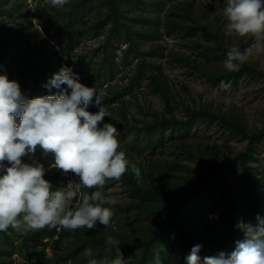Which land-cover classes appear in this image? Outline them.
Segmentation results:
<instances>
[{"label":"trees","instance_id":"1","mask_svg":"<svg viewBox=\"0 0 264 264\" xmlns=\"http://www.w3.org/2000/svg\"><path fill=\"white\" fill-rule=\"evenodd\" d=\"M28 1L0 0V72L6 73L10 80H17L22 92L31 98L46 94L42 85L67 65L81 76L84 85L95 86L99 94L105 90L106 96L100 94L102 106L111 110L117 104H124L129 91L146 80L152 93L163 98L166 111L153 120L136 122H130L126 114L121 122L112 116L105 117L104 122H112L116 127H122L124 123L125 133L134 135L133 147L120 146L118 152L124 154L131 166L141 169L134 160L135 155H141L146 149L155 152L163 147L167 132L171 131L172 140L187 145L186 152L202 165L198 171L199 181L192 187L179 185L173 172L159 166L146 176L149 179L147 186L142 184L143 176L140 182L130 175L118 182L123 183L132 200L126 210L136 209L148 218L161 220L157 228L151 227L144 237L119 241L118 251L123 258H131L133 264H184V258L196 244L202 245V258L220 251H233L235 242L244 238L243 232L236 227L243 214L248 212V223L253 225L257 223V216L264 218V172L253 165L259 145L264 143V128L250 130L242 118L210 109L187 107L185 116L178 117L166 76L157 65L146 61L165 56V48L160 42L164 36L160 13L165 5L185 0H73L67 8L54 11L44 5L46 0H39L41 12L37 19L41 30L34 28L30 20ZM23 10L25 14H22ZM94 10L98 11V18L88 26L89 13ZM138 10L141 13L136 12ZM187 13L193 14L192 7ZM12 19L22 22L13 24ZM163 25L168 36L187 30L184 21L172 19L171 10ZM101 36L105 40L97 48V53L101 50L100 60L76 54L75 50L85 38ZM121 44L127 48L122 52L121 62L117 63L115 51ZM148 44L151 48L143 52L142 48ZM174 55L183 67L190 68L215 86L221 85L222 81L224 84L237 83L246 74H262L247 63L241 65L239 71L210 73L203 64ZM130 58L140 59L133 80L128 88H114L112 83L123 66H130ZM152 66L156 70L148 72ZM89 110L98 111L95 107ZM203 124H217L246 141V150L233 158L217 160L203 152H195L189 147L187 138L194 127ZM34 159L47 167L52 158L38 150ZM240 171L238 185L235 178ZM45 178L54 187L69 181L56 169L50 170ZM74 179L78 181L79 177ZM71 231L55 227L24 234L11 228L0 232V264H15V256L28 264H69L92 245L104 244L105 240L99 239L94 231L91 239L81 241L74 248H65L63 245ZM47 249L52 250L53 257L47 254ZM89 259L95 260L96 264H113V258L105 256L104 250L94 253L91 258L86 257L83 264H88Z\"/></svg>","mask_w":264,"mask_h":264},{"label":"clouds","instance_id":"2","mask_svg":"<svg viewBox=\"0 0 264 264\" xmlns=\"http://www.w3.org/2000/svg\"><path fill=\"white\" fill-rule=\"evenodd\" d=\"M50 3L64 7L69 0ZM223 14L226 36L254 37L250 47L228 49L224 68L235 72L253 54L264 53V0H225ZM42 87L46 94L29 98L17 80L0 72V232L92 230L97 224L107 229L114 217L113 204L104 194L106 182H120L126 175L140 182L142 172L118 152L120 133L115 124L104 122L111 114L95 86L84 85L81 76L65 65ZM38 150L51 156L47 167L34 159ZM52 169L79 180L54 187L45 178ZM84 188L95 190L82 192ZM236 227L244 238L235 242L233 251L202 258V245L196 244L184 264H264V218L257 216L255 225L241 220ZM120 246L118 240L104 241L105 256H111L113 264H124ZM93 255L91 248L85 250L86 257ZM88 264L96 262L89 259Z\"/></svg>","mask_w":264,"mask_h":264},{"label":"rangeland","instance_id":"3","mask_svg":"<svg viewBox=\"0 0 264 264\" xmlns=\"http://www.w3.org/2000/svg\"><path fill=\"white\" fill-rule=\"evenodd\" d=\"M73 0L64 7H53L50 0H46L47 7L54 10L65 9ZM29 9L31 10L30 20L33 22L34 28H39L38 17L40 15L39 0H29ZM189 7H192V15L187 13ZM225 0H185L174 4H166L164 11L160 13L162 19L161 32L164 34L160 41L165 48V56L156 60L147 59V63L153 62L160 71L166 76L169 84L170 93L173 97V104L177 110L179 118H183L186 108L191 107L197 110L210 109L215 112H223L233 114L242 118L250 130H260L264 128V53L259 55L253 54L247 64L255 67L262 72L260 75L246 74L237 83H227V87L221 85L215 86L207 79L202 78L200 74L195 73L190 68L183 67L174 54L182 57H188L199 64H203L205 70L212 72L227 71L224 68V60L228 49L235 45L244 49L252 46L254 37L251 35L245 37L226 36L224 34V25L226 18L223 14ZM135 9V8H134ZM171 10L172 19L182 20L186 25L183 33L165 35L166 15ZM141 13V11H136ZM25 14V11H22ZM98 11L94 10L89 13L87 25L91 26L98 18ZM21 20L12 19L10 22L16 24ZM39 30H41L39 28ZM104 36L95 39L85 38L83 42L75 50L77 55L84 54L88 57H95L98 60L102 58L101 50L97 53V48L102 46ZM115 57L117 63L122 60V52L127 45L121 44L117 46ZM151 45H145L143 52L148 51ZM77 57V56H76ZM75 57V58H76ZM94 62L96 59H93ZM139 58L131 59L130 66H123L120 75L112 83L114 88H128L131 80H133ZM152 66L147 69L148 72L156 70ZM111 91H114L111 89ZM101 96H106L105 90ZM124 104H117L108 109L111 116L118 121H123L126 114L130 122L153 120L156 115H161L166 111L165 102L160 95L153 94L148 81L143 80L140 85L135 86L129 91L124 100ZM122 127L125 125L121 124ZM122 127L117 126L119 131L120 146L127 149L133 147L132 133H125ZM177 138V135H175ZM166 143L163 147L155 152L146 149L141 155H135L134 160L139 163L143 176L142 184H149V172L154 171L157 166L164 167L173 172L176 176L175 182L179 185L192 187L199 181L198 171L202 167L196 157H192L186 152V147L182 141L172 140V132H167ZM187 143L195 152L205 153L207 157L223 159L225 157L233 158L239 153L246 150L247 142L243 141L226 131L219 125L212 126L198 125L194 127L187 138ZM255 168L264 172V143L259 145V151L253 163ZM241 171L235 178L236 184H240ZM65 176V175H64ZM66 177L69 180H75V175L69 173ZM110 186V187H109ZM95 189H82V192H91ZM104 194L110 199L113 207L110 210L114 219L110 222V227L105 229L99 224L92 229H77L71 231V236L65 241L63 247L74 248L81 241L91 239L92 232H96L101 240L113 239L118 241H128L133 238H141L149 234L150 228H157L161 223L160 219H152L140 214L136 209L126 210L131 206L132 200L129 197L123 183H114L107 181L104 186ZM248 223V212L246 211L241 217ZM48 241V240H46ZM93 253H99L104 250L103 245H92L90 247ZM47 254L53 257L51 249H47ZM15 264H28L19 257H16ZM85 251L80 256L69 261V264H83L85 261ZM34 264V263H30ZM124 264H133L131 258L124 260Z\"/></svg>","mask_w":264,"mask_h":264}]
</instances>
